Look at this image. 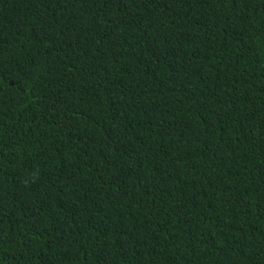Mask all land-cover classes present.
Returning <instances> with one entry per match:
<instances>
[{"label": "trees", "instance_id": "1", "mask_svg": "<svg viewBox=\"0 0 264 264\" xmlns=\"http://www.w3.org/2000/svg\"><path fill=\"white\" fill-rule=\"evenodd\" d=\"M0 264H264V0H0Z\"/></svg>", "mask_w": 264, "mask_h": 264}]
</instances>
